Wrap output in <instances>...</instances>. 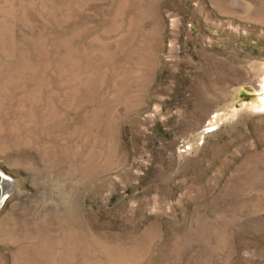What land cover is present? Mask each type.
Here are the masks:
<instances>
[{
    "label": "rangeland",
    "instance_id": "374dc122",
    "mask_svg": "<svg viewBox=\"0 0 264 264\" xmlns=\"http://www.w3.org/2000/svg\"><path fill=\"white\" fill-rule=\"evenodd\" d=\"M264 0H0V264H264Z\"/></svg>",
    "mask_w": 264,
    "mask_h": 264
},
{
    "label": "bare ground",
    "instance_id": "6f19581e",
    "mask_svg": "<svg viewBox=\"0 0 264 264\" xmlns=\"http://www.w3.org/2000/svg\"><path fill=\"white\" fill-rule=\"evenodd\" d=\"M262 86L264 87V82H263V85H262ZM263 103H264V102H263ZM12 184H13V182L10 180V178L7 179V176H5V178H3V179L1 180V190H2V193H3L2 204H3V202H4L5 199H6V194H5V192H6V190H7Z\"/></svg>",
    "mask_w": 264,
    "mask_h": 264
},
{
    "label": "water",
    "instance_id": "95a60500",
    "mask_svg": "<svg viewBox=\"0 0 264 264\" xmlns=\"http://www.w3.org/2000/svg\"><path fill=\"white\" fill-rule=\"evenodd\" d=\"M5 178V175L0 171V206L2 205V198H3V193L1 190V180Z\"/></svg>",
    "mask_w": 264,
    "mask_h": 264
}]
</instances>
